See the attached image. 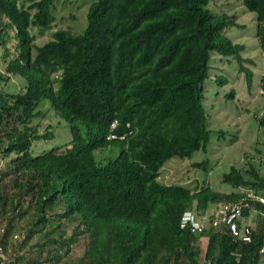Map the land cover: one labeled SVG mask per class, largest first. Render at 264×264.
<instances>
[{
  "label": "trees",
  "instance_id": "trees-1",
  "mask_svg": "<svg viewBox=\"0 0 264 264\" xmlns=\"http://www.w3.org/2000/svg\"><path fill=\"white\" fill-rule=\"evenodd\" d=\"M56 1L0 0V246L5 264L264 261L259 253L264 206L255 205L250 243L206 222L195 232L189 225L180 227L185 211L213 220L212 207L238 201L244 196L241 188L264 196V178L251 163L249 169L231 165L223 174L229 193L213 191L206 182L191 188L159 179L166 162L191 158L209 144L204 83L210 80L211 57L235 61L247 87L252 86L246 64L254 63L243 56L245 46L227 35L242 28L235 17L213 12V0H92L81 32L58 29L37 45L38 34L54 23ZM242 5L255 15L264 70V0H242ZM16 76L25 81L24 89L7 92ZM259 82L264 98V72ZM214 83L225 85L226 79L217 76ZM225 97L232 99L233 92ZM44 100L61 122L55 127L68 128L71 140L35 155L34 143L55 135L49 130L53 126L43 135L31 126L43 116L37 107ZM256 121L264 139V110ZM110 134L117 137L108 140ZM112 148L118 150L115 157L103 164L96 160V151ZM192 167L212 171L206 160ZM80 241L83 253L77 256Z\"/></svg>",
  "mask_w": 264,
  "mask_h": 264
},
{
  "label": "rangeland",
  "instance_id": "rangeland-1",
  "mask_svg": "<svg viewBox=\"0 0 264 264\" xmlns=\"http://www.w3.org/2000/svg\"><path fill=\"white\" fill-rule=\"evenodd\" d=\"M91 2L92 0H57L54 3V23L48 32L41 36L38 34L36 44L41 45L48 41L51 34L58 29H69L74 33L81 32L86 27V14ZM209 8L218 14L226 13L234 16L236 22L242 27L227 30V35L234 42L245 46L243 56L250 58L254 63V65L246 64V67L253 73L252 86L250 89L247 87L245 74L240 71L235 61L212 56L210 80L204 83V106L207 112L208 127L211 131L209 144L205 151H197L191 158L171 159L166 162L159 179L161 182H176L191 188L206 182L213 191L229 193L232 189L223 182V174L229 171L231 165L237 169H249L247 165L251 163L257 173L264 178V144H262L264 139L259 135L256 121L264 110V98L259 88V80L264 70L258 40L255 36V15L245 10L242 0H213ZM14 44L15 41H11L8 46L12 48ZM2 53L0 48V71L4 69ZM217 76L226 79L225 85L217 86L214 83ZM25 84L20 77H12L5 90L18 93L24 89ZM231 91L233 98L228 99L225 96ZM37 110L43 116L35 118L31 126L40 135L46 133L49 126L55 127L60 122L50 109L47 100L42 101ZM49 130L54 131V138L46 142L34 143L32 151L35 155L71 140V134L64 125ZM217 131H222L224 134L219 138ZM257 148L262 150V154L257 152ZM117 151V148H112L96 151L94 154L96 160L103 164L109 158L115 157ZM205 160L212 165V171L208 174L192 167L193 164ZM201 242L204 245L201 252V257H203L206 241ZM82 253L83 241H80L76 246L75 254L80 256Z\"/></svg>",
  "mask_w": 264,
  "mask_h": 264
},
{
  "label": "built area",
  "instance_id": "built-area-1",
  "mask_svg": "<svg viewBox=\"0 0 264 264\" xmlns=\"http://www.w3.org/2000/svg\"><path fill=\"white\" fill-rule=\"evenodd\" d=\"M114 126L115 124L112 125V128ZM241 191L244 193V196L238 201L227 204L219 203L213 207V220L208 217H203V220L195 219L189 213H185L181 218L180 227L185 228L189 225L190 230L195 232L202 230L205 226L204 222H206L207 226L211 224L213 228H226L227 232L234 239L244 243H250L257 223L255 216L257 210L255 205L264 206V196L251 189L241 188ZM245 211H247V214H244ZM260 217H264L262 213H260ZM22 234L15 235L14 239H19L22 237ZM259 253L264 254V247L260 249ZM6 261L7 258L4 255L2 246H0V264H5ZM250 264H264V261L261 260L257 263Z\"/></svg>",
  "mask_w": 264,
  "mask_h": 264
},
{
  "label": "clouds",
  "instance_id": "clouds-1",
  "mask_svg": "<svg viewBox=\"0 0 264 264\" xmlns=\"http://www.w3.org/2000/svg\"><path fill=\"white\" fill-rule=\"evenodd\" d=\"M262 92V91H261ZM263 94V93H262ZM116 125V124H115ZM115 127V126H114ZM114 127L112 128V125H111V130L112 129H114ZM117 136L116 135H114V134H110L108 137H107V139L108 140H110V139H115ZM124 137H121L120 139H123ZM212 210H213V207H212ZM185 213H189L193 218H195V219H199L198 218V215H196V213L195 212H193V211H185L183 214H182V216H181V218L183 217V215L185 214ZM204 217H206V216H204ZM180 221H181V219H180Z\"/></svg>",
  "mask_w": 264,
  "mask_h": 264
}]
</instances>
